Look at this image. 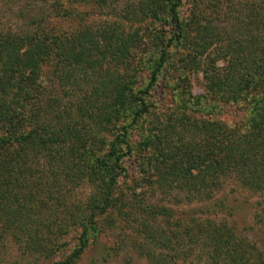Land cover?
<instances>
[{"label":"trees","instance_id":"trees-1","mask_svg":"<svg viewBox=\"0 0 264 264\" xmlns=\"http://www.w3.org/2000/svg\"><path fill=\"white\" fill-rule=\"evenodd\" d=\"M22 1L21 26L0 23V237L49 264H79L117 226L128 233L88 264L125 245L149 264H264V246L215 219L233 210L221 193L233 182L256 196L264 229V0H207L221 5L214 26L196 19L206 0L187 18L183 0ZM187 71L202 72L205 93L190 95ZM161 77L180 89L163 118ZM231 105L241 125L223 119ZM127 175L135 183L123 188ZM82 184L89 193L72 201ZM156 194L200 203L179 211Z\"/></svg>","mask_w":264,"mask_h":264},{"label":"rangeland","instance_id":"rangeland-1","mask_svg":"<svg viewBox=\"0 0 264 264\" xmlns=\"http://www.w3.org/2000/svg\"><path fill=\"white\" fill-rule=\"evenodd\" d=\"M194 0H183V4L181 7V15L182 17H188V15L191 12L192 9V2ZM24 1L17 0H0V23L5 28H16L21 26V20H18L17 17V7H19L18 3H23ZM207 0L199 6V14L197 15L196 19H199L202 24L206 23L207 21H211L210 23L214 26V17H216V22L222 20L221 15V5L218 6V10L220 12H214V4L211 5H205ZM40 7H46L45 5H42L41 3L38 4ZM70 5L72 7H76L77 10H88L90 13H94L91 23H96V20L102 19L101 15H98V10L93 7L92 5H86V4H80V3H73L70 2ZM39 7L33 8L31 11L37 12ZM217 10V9H216ZM232 18V17H231ZM231 18L225 19L221 23L223 26H229V24L232 22ZM80 19H74L72 25L78 26ZM217 65H223L224 60H218ZM188 78V92H190V95L198 96L200 94L205 93V88L201 83L202 80V72H192L187 71L185 73ZM167 78L161 77L159 79L158 85L156 87V91L154 94V98L157 99V102L154 103V110L158 114H162V118L164 117L165 113L172 111L177 107V99H179L180 89L179 92H176L173 90V94L171 91H169V88L167 86ZM187 97L186 95L184 98ZM189 97V95H188ZM179 101V100H178ZM179 104V103H178ZM229 105H226V107ZM197 115V114H196ZM198 116V115H197ZM201 117H209L214 118V108L205 107V111ZM223 119L228 122L229 124H235L241 125L243 122H241V111L237 109L236 105H231L226 109V112L222 114ZM133 162H130L128 165L129 167H133ZM123 188H125V185H129L131 187L135 182L132 180V177L130 175H127L123 180ZM237 187L233 182H228L224 190L221 191L222 196L225 197V202H227V206L231 204L233 206V210L224 209V211H221L218 213L215 219L217 220H226L231 225H233L236 230L241 233V235H244L248 239L252 240L253 242L258 243V245L264 246V229L259 224H255L252 219L253 214V203L257 199L256 196L247 191L237 189ZM144 190V187L141 188ZM90 191V187L86 184H82L75 188V190L69 195L72 201H76L79 199H84L85 196ZM139 191V189H138ZM145 191V195L147 196L149 193ZM234 191V192H232ZM220 193V194H221ZM230 193V194H229ZM231 193H233L234 196L238 198V200H233ZM153 199V201H157L161 205H166L174 208L180 209H186L187 207L195 206L200 203L197 200L193 202L184 201L183 198L182 201L179 202L176 200V197L174 196H162L159 194L156 195H149ZM70 201V200H69ZM197 203V204H195ZM211 216L210 218H212ZM163 223V222H161ZM120 231H124L128 233L129 229L123 227V229L119 230L117 226H113L106 230L103 235L100 237V242L98 246L96 245L93 248L88 247L84 253L82 254V257L79 261V264H88L90 261L94 260V255L100 256L102 252V247L105 245H112L113 242H117L116 240L119 239L123 235ZM119 232V234H118ZM130 237V235L128 236ZM130 242V241H129ZM12 238H10L8 235L0 237V264H49V262L44 259L40 258L38 259L36 255L31 254L26 256L23 254L21 248L18 246ZM128 245V244H127ZM98 253V254H97ZM108 260L104 262V264H149L146 256L143 255V253L139 250L136 251L134 247L129 248L128 246H122L118 249H113L110 253V255L107 258ZM101 263L98 261L97 264Z\"/></svg>","mask_w":264,"mask_h":264}]
</instances>
